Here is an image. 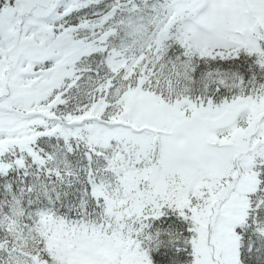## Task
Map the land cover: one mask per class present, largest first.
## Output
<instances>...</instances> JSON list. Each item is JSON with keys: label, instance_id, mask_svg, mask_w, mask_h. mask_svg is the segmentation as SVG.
<instances>
[{"label": "trees", "instance_id": "trees-1", "mask_svg": "<svg viewBox=\"0 0 264 264\" xmlns=\"http://www.w3.org/2000/svg\"><path fill=\"white\" fill-rule=\"evenodd\" d=\"M15 1L0 0V16ZM81 1L68 13L55 7L35 29L21 21L9 26L6 44L0 32V84L13 76L14 83H23L34 94L28 104L24 92L0 107V264H60L38 232L44 216L92 229L108 222L103 197L117 186L108 162L115 142L93 145L77 124L94 103L105 106L98 120L106 124L114 118L117 102L137 87L165 102L218 104L264 93V38L259 53L189 55L174 37L162 41L160 48L154 44L171 0ZM64 35L94 49L71 64L68 77L39 96V77L54 69L53 60L35 64L34 76L21 64L16 71L14 60L21 53L43 51L42 40ZM113 52L124 56L125 68L113 71L107 65ZM5 96L0 88V100ZM252 176L246 218L236 229L240 264H264V156L255 158ZM188 216L174 207L163 208L157 218L127 220L123 233L150 264H192L193 222Z\"/></svg>", "mask_w": 264, "mask_h": 264}, {"label": "rangeland", "instance_id": "rangeland-1", "mask_svg": "<svg viewBox=\"0 0 264 264\" xmlns=\"http://www.w3.org/2000/svg\"><path fill=\"white\" fill-rule=\"evenodd\" d=\"M171 2L172 14L159 24L154 39L157 48L168 37H177L189 55L226 58L239 50L259 52L264 0ZM81 4V0H16L0 16L3 43L10 36L9 26L21 21L35 29L55 7L68 13ZM42 41L43 51L21 53L14 60L16 71L21 64L31 76L34 68L37 71L35 64L53 60L54 69L39 77V96L50 84L56 86L68 77L71 64L94 49L91 44L78 45L68 35ZM106 63L113 71L128 64L115 52ZM11 77L1 80L6 96L0 107L24 92L23 101L32 102L29 87ZM104 108L103 103H94L77 124L93 145L115 142L108 162L117 186L105 198L108 222L104 221L105 229H92L42 217L38 232L53 257L60 264H150L129 236L125 238L124 225L134 218H157L163 208L174 207L189 212L193 222L192 264H240L236 229L246 218L253 162L264 156V93L218 104L188 99L168 103L137 87L117 102L114 118L106 124L98 120Z\"/></svg>", "mask_w": 264, "mask_h": 264}]
</instances>
